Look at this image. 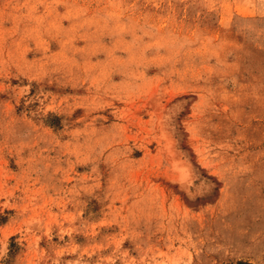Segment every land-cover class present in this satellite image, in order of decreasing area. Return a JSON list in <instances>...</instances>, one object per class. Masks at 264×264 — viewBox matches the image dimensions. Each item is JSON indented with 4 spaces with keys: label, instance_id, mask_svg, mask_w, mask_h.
<instances>
[{
    "label": "rangeland",
    "instance_id": "obj_1",
    "mask_svg": "<svg viewBox=\"0 0 264 264\" xmlns=\"http://www.w3.org/2000/svg\"><path fill=\"white\" fill-rule=\"evenodd\" d=\"M0 264H264V0H0Z\"/></svg>",
    "mask_w": 264,
    "mask_h": 264
}]
</instances>
